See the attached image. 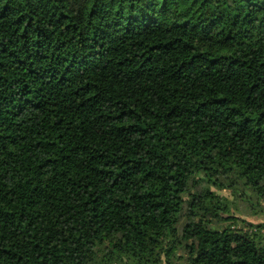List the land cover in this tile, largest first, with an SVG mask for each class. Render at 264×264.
<instances>
[{
    "label": "trees",
    "instance_id": "16d2710c",
    "mask_svg": "<svg viewBox=\"0 0 264 264\" xmlns=\"http://www.w3.org/2000/svg\"><path fill=\"white\" fill-rule=\"evenodd\" d=\"M250 211L264 0H0V264H264Z\"/></svg>",
    "mask_w": 264,
    "mask_h": 264
},
{
    "label": "rangeland",
    "instance_id": "374dc122",
    "mask_svg": "<svg viewBox=\"0 0 264 264\" xmlns=\"http://www.w3.org/2000/svg\"><path fill=\"white\" fill-rule=\"evenodd\" d=\"M220 193L230 197L231 199L233 198L230 195L229 191H227V190L220 191ZM239 205H240L241 210L247 209V207L245 206L246 202H239ZM240 216H241L242 220H246V221H249L252 223L264 222V213L260 214L257 211H253V212L250 211V212H245V213L241 212ZM244 225H245V223H243L241 221L238 222V227H240V228L249 229V230H250V228H252V227H245Z\"/></svg>",
    "mask_w": 264,
    "mask_h": 264
}]
</instances>
